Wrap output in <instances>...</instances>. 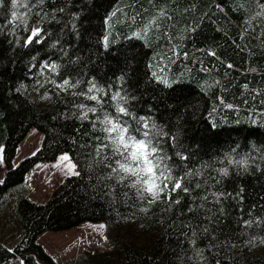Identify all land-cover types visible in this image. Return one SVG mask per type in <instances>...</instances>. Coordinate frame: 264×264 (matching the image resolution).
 <instances>
[{
    "label": "trees",
    "instance_id": "16d2710c",
    "mask_svg": "<svg viewBox=\"0 0 264 264\" xmlns=\"http://www.w3.org/2000/svg\"><path fill=\"white\" fill-rule=\"evenodd\" d=\"M237 3L69 0L64 5L56 0L47 4L49 13L61 6L66 11L57 13L54 21L49 16L43 27L50 35L43 43L24 47L23 31L17 33L19 44L8 35L11 5L4 0L0 147L8 171L0 180V264L14 258L25 264H58L40 236L88 222L105 223L113 246L100 255L101 263L193 264L188 260L193 249L181 235L188 231L183 225L191 222L200 232L196 248L204 249L208 264H215L213 254L221 264H264V244L258 242L264 238V38L257 39L264 21H253L252 30L245 33L244 21L257 6L247 4V11H238ZM161 11L165 15L160 16ZM73 14L78 19L73 20ZM150 21L155 23L150 26ZM34 23L35 16L30 19V25ZM107 36L112 39L108 45ZM45 61L56 63L59 74L47 69L42 73ZM64 78L81 83L61 91L47 82ZM89 81L107 93L102 97L107 111H113L111 95L119 91L131 113L166 133L161 145L172 157L173 182L186 170L201 171L185 183L193 189L191 195L173 193L172 200L179 204L168 198L149 203L147 196L140 199L135 189L119 184L107 163H98L95 136L100 133L93 132L89 121L72 115L75 104H94L71 95L86 91ZM32 128L42 133L41 146L14 165ZM177 152L187 160L181 161ZM63 153L71 155L80 175L65 177L44 203L32 201L27 175ZM229 157H247L248 170L230 164ZM221 168L229 174L220 176ZM197 182L201 189L194 188ZM212 192L224 194L219 203ZM204 195V207L188 213L193 200L198 205ZM247 220L261 223L247 227ZM253 238L257 242L249 246L246 241Z\"/></svg>",
    "mask_w": 264,
    "mask_h": 264
},
{
    "label": "snow or ice",
    "instance_id": "6c2138e0",
    "mask_svg": "<svg viewBox=\"0 0 264 264\" xmlns=\"http://www.w3.org/2000/svg\"><path fill=\"white\" fill-rule=\"evenodd\" d=\"M51 2L56 3V0H10L11 5V19L7 21V25L11 26L8 31V35L15 37L14 43H20V37L18 32L23 31L26 34L23 46L28 47L32 43H43L46 35L50 33L46 32L43 25L51 20H56L57 13H64L66 11L65 6L53 8L49 13L47 4ZM69 0H63L64 5H67ZM233 3H237V0H233ZM255 3L257 11L244 21V32L252 30L253 21H264V2L261 0H241L237 3V10L247 11L245 5ZM4 4V0H0V7ZM219 7V6H217ZM222 10V9H221ZM115 15V13H113ZM160 16L165 15L163 11L159 13ZM35 16L36 23L30 25V19ZM78 19V14H73V20ZM155 23L150 21L149 25ZM72 28H76V24L72 23ZM4 31V27H0V32ZM139 35V34H137ZM264 38V31L257 35V39ZM105 44H107V37ZM55 47V44L52 45ZM214 55V53H212ZM58 65L56 63L45 61L41 66V72L45 69L51 73H58ZM48 83L53 84L61 91H69L79 87L81 81L76 80L72 82L68 78L62 79L57 82L55 79H49ZM167 83V81H165ZM89 87L86 91H72L71 95L74 97H81L83 101L94 102L92 106L87 103L81 102L75 104L76 111L72 113L73 116L80 121H89L93 132H98L100 135L95 136V152L96 156L100 159L98 163H107V166L111 169V173L115 175L117 182L129 189H135L137 196L140 199H144L146 196L151 197L149 203H156L160 200L162 195H167L168 200L171 203L179 204L180 200H172V194L183 192L191 195L193 189L185 186L186 182H190V178L201 175L199 169L192 171L186 170L182 176L175 179L173 182V165L169 163L172 159L161 145V138L166 135L163 131L159 130L155 123H149V120L144 117H136L131 113L124 105L127 103L125 96H122L119 91L111 95V101L113 102L111 107L113 111H107L103 101V96L107 95L103 88H98L95 83L89 81ZM43 87V85H41ZM47 99L48 97H44ZM99 112V114H97ZM89 114H92L95 119L89 120ZM127 117L128 119H125ZM134 121L135 123H133ZM174 139V138H172ZM259 151V149H257ZM3 148L0 147V160L2 157ZM35 154V153H33ZM176 155L181 161L187 160V157L177 152ZM261 160H264V155H261ZM230 164L241 167L247 171L249 167V160L247 157L233 160L228 158ZM59 163L55 166L59 167L64 161L66 169L65 175L78 176L80 173L76 171V164L72 163L68 154H63L58 158ZM206 167V166H205ZM259 168V165H257ZM220 176H227L228 169H217ZM3 181H0L2 184ZM207 181H205V184ZM217 183L219 181L217 180ZM171 189L169 190V185ZM203 185L199 182L194 184L195 189H201ZM125 195L127 193L125 192ZM215 198V202L219 203L223 193H210ZM202 201L200 204L195 205V199L193 204L187 209L188 213H195L199 208L204 207V201L208 200V195L200 197ZM195 205V206H193ZM247 227H252L255 223L260 225L259 220H247L244 222ZM188 231H184L181 235L188 240L190 247L193 249V256L188 257L189 261H193V264H208L209 257L204 255V249H197L196 243L199 238L200 232L197 231L198 226L188 222L183 225ZM203 233H208L207 228L201 230ZM213 239H215L213 237ZM256 238L246 241L251 246L256 243ZM259 243L264 244V238H260ZM233 247L235 245H232ZM214 245H208L209 253H212ZM8 252L14 253V249H7ZM215 259V264H221L220 259H216L215 255H212ZM20 264H25L23 259L20 260Z\"/></svg>",
    "mask_w": 264,
    "mask_h": 264
},
{
    "label": "rangeland",
    "instance_id": "374dc122",
    "mask_svg": "<svg viewBox=\"0 0 264 264\" xmlns=\"http://www.w3.org/2000/svg\"><path fill=\"white\" fill-rule=\"evenodd\" d=\"M133 33H138V31H133ZM111 40V37L107 36L106 45ZM42 139V133L37 128H32L18 148L14 165H18L23 158L35 153L41 146ZM63 154H68L72 163H74L69 153ZM58 163L57 159L51 163L40 164L27 175V185L30 189L28 197L32 201L44 203L63 179L69 176L65 175L66 169L64 168V164L68 162L64 161L59 167L55 166ZM7 171L8 168L4 159L0 160V180H2ZM147 197L149 200L151 199V197ZM166 199V194L160 198V200ZM39 242L55 258L58 264H64L71 260L79 264H94L97 260L100 261L99 264H106L101 263L100 255L113 249L109 241L106 225L103 222H88L76 228L60 232L47 231L40 236ZM20 260L19 258H14L2 264H20ZM108 263L114 264L115 261L110 260ZM40 264L44 263L40 262Z\"/></svg>",
    "mask_w": 264,
    "mask_h": 264
}]
</instances>
